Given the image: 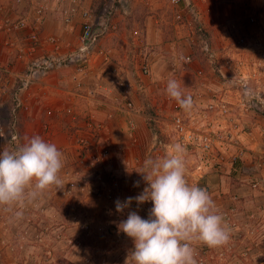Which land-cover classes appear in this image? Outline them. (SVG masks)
I'll return each instance as SVG.
<instances>
[{
	"label": "rangeland",
	"instance_id": "obj_1",
	"mask_svg": "<svg viewBox=\"0 0 264 264\" xmlns=\"http://www.w3.org/2000/svg\"><path fill=\"white\" fill-rule=\"evenodd\" d=\"M39 1L24 0L18 7L14 0H0V6L19 17L31 13L36 2L45 4L40 28L43 55L74 57L82 46L83 20L95 24L104 20L108 30L81 59L76 55L71 65L50 74L55 86L32 85L29 96L21 95L27 109L20 113L13 112V93L20 85L18 75L23 67L0 61V66L12 68L6 82L0 80V123L5 125L0 132V152L14 149L8 140L15 132L18 147L39 135L63 154L61 187L52 186L26 199L22 207L0 206V264H133V242L118 226L129 211L147 219L152 204L145 202L135 209L133 201L118 213L115 201L123 202L129 194L137 196L147 186L138 173L147 159L173 154L179 138L172 124L177 116L194 134L183 147L185 177L190 185L210 194L229 233L227 244L220 247L191 241L196 264H264V233L259 234L262 228L254 223L259 212L241 218L236 206L239 198L232 194L223 207L217 204L228 193L215 194L213 182L225 164H231L226 150L235 145L230 138L237 130L236 122L246 119L250 111L264 114V0H182L179 6H172L171 0H77L76 11L85 12L87 19L80 13L71 15L69 0ZM52 11L59 24L50 21V28L42 29L45 16ZM60 24L66 29L70 26L71 36L59 31ZM54 26L58 33H51ZM15 37L18 43L24 41ZM5 50L15 57V48L3 46L0 53ZM186 55L191 56V63L183 62ZM155 61L160 64L154 67ZM20 62L24 66V60ZM144 69L149 74L140 72ZM170 80L178 82L182 98H191L190 108L168 95ZM85 90H92L93 98H87ZM46 91L53 92L55 102L36 115L30 100L33 94ZM117 97L129 101L132 108L115 125V115L108 119L107 114L114 110ZM66 108L76 114V120L66 115ZM237 111L242 114L238 120L234 117ZM92 115L98 124H105L101 132L85 126L84 117ZM206 125H211L213 133L221 132L218 128L222 126L225 133L223 144L214 142L210 152L201 149L198 137L209 131ZM91 134L94 139L89 142ZM104 149L106 156L101 154ZM90 155L96 159H89ZM122 180L129 181L131 188L123 197L119 195ZM5 250L8 255L2 254Z\"/></svg>",
	"mask_w": 264,
	"mask_h": 264
},
{
	"label": "clouds",
	"instance_id": "obj_2",
	"mask_svg": "<svg viewBox=\"0 0 264 264\" xmlns=\"http://www.w3.org/2000/svg\"><path fill=\"white\" fill-rule=\"evenodd\" d=\"M166 91L182 107H191V98H182L177 81L170 80ZM183 153L184 148L176 144L172 155L147 159L138 172L147 186L135 197L115 201L118 213L128 209L133 201L137 205L149 201L152 204L147 219L137 211H129L118 226L133 242V264H196L191 241L215 248L229 240L223 217L216 211L210 194L188 183ZM62 156L54 143L39 135L12 151L0 152V206L22 207L26 199H34L52 186L61 187Z\"/></svg>",
	"mask_w": 264,
	"mask_h": 264
},
{
	"label": "built area",
	"instance_id": "obj_3",
	"mask_svg": "<svg viewBox=\"0 0 264 264\" xmlns=\"http://www.w3.org/2000/svg\"><path fill=\"white\" fill-rule=\"evenodd\" d=\"M24 0H14L16 6H20L23 3ZM75 1V0H71ZM182 0H171V5L172 6H179L180 2ZM32 2H30V5ZM37 5L33 7L31 10V13H21L22 15L17 17V19H12L11 16H8L5 14V9L0 6V34H3L5 39L4 42H0V50L4 46L5 48L8 49H13L15 48V59L18 61H21L22 59L24 60V66L22 73L18 75V80L20 82V85L17 89L14 90L13 93V102H14V108L13 112L14 113H20L24 109H27V106L25 105L24 101L22 100L21 95H25V97L29 96L28 89H31L30 87L32 85H39L38 87L40 88L41 86H47L48 84L45 80L46 78L54 71L59 69L60 67L68 64L71 65V63L74 62V57L76 56L77 59H81V55L85 54V52L88 50L89 47L92 46L95 42H97L106 32L108 29H106L107 25L105 24V21L103 20V24H98L92 23L88 20H83V24L80 27L79 31V37L82 42V46L78 48V50L75 53V56L73 57L68 56L66 59L59 58L55 54L52 55H43V54H35L33 56L28 57L26 53H34L36 51H40L43 49V42H42V37H41V23L43 20V15L44 11L46 9L45 4L43 5L42 3L36 2ZM17 7V8H18ZM74 8H72V11L70 12L71 15L74 13ZM18 13V12H17ZM20 14V13H18ZM6 15V16H5ZM81 18L87 19L88 17L86 16L85 12L80 13ZM176 19L179 21L181 20V15L177 14ZM66 22L68 23V19H66ZM90 22V23H89ZM32 26L33 28L30 29L29 27ZM24 33V35H20V33ZM16 35H19V39H24L21 40L20 43H18L16 40L13 39ZM16 38V37H15ZM26 59V61H25ZM107 61V59H105ZM183 62L185 64L191 63V56L186 55L184 57ZM12 68L11 65H6V66H0V80L5 78V82L7 80L6 76L8 77L11 75ZM141 73H147L149 74V69H144V71H140ZM87 98H93L94 92L92 90H85ZM77 96H81L78 93H75ZM102 105H110L106 103L100 102ZM113 106H112V112L108 115V119L112 116L115 115L116 113H127L130 114V109L132 108V104L129 101L123 102V99L120 97H117L115 99V102L113 101ZM66 115L70 116L73 120H76V114L72 113V110L70 108L65 109ZM225 113V111H223ZM85 126L94 129L95 131L101 132L105 124L101 122L98 124L94 119L93 115L88 117L85 116ZM92 119L94 120V123L92 122ZM80 120V118L78 119ZM175 129V132L178 134V141L177 144H180L182 147L186 148L187 144L191 142V137L194 135L193 130H190L187 128V126L184 124L183 120L177 116L172 123ZM208 126L206 130H209L205 134H199V140H200V145L201 149L204 152H210L213 150L212 144L214 142H217L216 144H223L222 143V137L225 136V133L223 132V129H219L221 132H210L212 128L209 126L211 125H206ZM129 129H133V124L129 123L128 124ZM217 128V127H216ZM229 135V133H228ZM230 137V135H229ZM89 142L94 139V135L91 134V137L89 138ZM231 140V138H230ZM9 143L14 147V149L18 148V135L17 133H13L9 137ZM82 144L86 145L88 143V140H80ZM243 149H239V153L243 154ZM102 156H106L108 154V151L104 149L101 152ZM89 159H96L95 155H90ZM199 169V167H198ZM117 184H115L116 186ZM135 209L138 208V205H133Z\"/></svg>",
	"mask_w": 264,
	"mask_h": 264
},
{
	"label": "crops",
	"instance_id": "obj_4",
	"mask_svg": "<svg viewBox=\"0 0 264 264\" xmlns=\"http://www.w3.org/2000/svg\"><path fill=\"white\" fill-rule=\"evenodd\" d=\"M38 2H40V1L38 0ZM66 2H69V1L67 0ZM71 6L76 11L77 9H75V8L77 6L79 7L77 0H75L74 2L71 1ZM4 9L6 10L5 14L6 15L9 14L8 7L4 8ZM75 11H74L75 14L73 13L74 16H76V14L81 13V10H80V12H79V10L76 12ZM51 14L52 15L47 14V16H45L44 22L42 25V29L50 28V25L53 23L57 24L58 21H55V18L53 16L55 13L53 14V11H52ZM8 16H11V15L9 14ZM11 17H12V19H17V17H13V16H11ZM57 17H59V16L57 15ZM50 21H52L53 23H50ZM58 24H59V22H58ZM65 25H66V23H65ZM69 27H67L68 29H66L63 25L60 24L59 31L61 33H63L64 35L71 36V34H69V31H68L69 29H71ZM55 28L57 29L58 27L54 26V28L51 30V33H54V32L58 33V31ZM0 37H2L1 34H0ZM186 49H187V52H189L188 51L189 48L186 47ZM41 51L42 50L31 53V56H33L35 54L40 55V54H42ZM12 56L13 55H11V53H9L5 50V51L0 53V61L4 60L3 61L4 63L10 62V64H12L14 66V68H15V66L16 67H23V64H21L20 61L16 60ZM147 62L149 63V61H147ZM110 64L111 65L113 64L111 62V60H110ZM158 64H160V61H155L154 67ZM215 67L216 66L214 65L213 68H215ZM102 70H103V68H102ZM19 71H21V70H19ZM51 77H52V75L51 76L49 75L45 81L48 84H50L51 86H55L54 83L51 82L52 81ZM46 95H50V97L49 96L45 97ZM52 96H53V92L49 93L48 91L39 93V95H38V93L33 94L32 98L30 100L31 102L33 101L30 109L36 108L35 109L36 115L41 114V112H43L44 108H46L45 106H47V104L49 105V102H51V103L55 102L54 101L55 99ZM203 98H206V97H203ZM39 99L45 100L43 103V106L41 104V100H39ZM37 102H40V105L38 103V105L35 106V104ZM51 105H53V104H51ZM4 109H5V113H7V108H4ZM235 110H236V108H234V113H235ZM100 112H101V110H100ZM121 115H122L121 113H118V114L116 113L112 123L113 122L115 123L118 120V123H115V125L120 124V122H121L120 116ZM241 115L242 114L239 111H237V113L234 114V117H235V119L237 118V116L241 118ZM245 115H246V119H241L243 121H237L235 124L236 125L235 128L237 130L234 131V135L231 136V140L235 143V145L231 144L230 146L228 145L229 148H227L225 146L222 148L223 152H225V149L227 148V150H226L227 155H231L230 156L231 164H225V165H227L226 168H223L221 170L222 171L221 174L213 179V182L215 183L214 184V193L218 194V195H220L222 193H226V194L228 193V195L222 194L223 201H217L216 202L217 204L221 205L222 207L226 204L227 199H228L230 194L237 196L239 198L238 203L236 204L237 212L239 213V216L241 218H243V217L247 218L248 216H250L249 214H251L252 211H254V210L259 212L257 214V217H256L254 223L256 221L258 222V226L260 227V229L262 228V230H260L259 234H262V233H264V164H262V161L264 160V134H263L264 133V114H260L256 111H254V112L250 111L249 113H247ZM117 118H119V119H117ZM237 120H238V118H237ZM4 126H5L4 123L3 124L0 123V132L2 131ZM221 127L222 126H220L219 129ZM7 129H8V127H7ZM1 141L2 140L0 137V145H2ZM239 149L244 150L243 154L239 153ZM262 158H263V160H262ZM121 183H122L121 185H122L123 191L119 195L121 197H123L131 191V188L129 186V184H130L129 181L122 180ZM134 192H136V191H134ZM134 192H132V193H134ZM127 197H135V195L129 194L126 196V198ZM2 254L8 255L9 253L5 250L2 252ZM6 259H9V258H6Z\"/></svg>",
	"mask_w": 264,
	"mask_h": 264
}]
</instances>
